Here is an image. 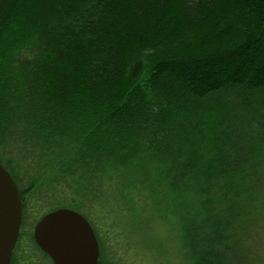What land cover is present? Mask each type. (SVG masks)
Masks as SVG:
<instances>
[{
  "label": "trees",
  "instance_id": "16d2710c",
  "mask_svg": "<svg viewBox=\"0 0 264 264\" xmlns=\"http://www.w3.org/2000/svg\"><path fill=\"white\" fill-rule=\"evenodd\" d=\"M0 163L10 264H53L30 219L57 208L97 264H119L117 215L138 254L177 216L178 264H264V0H0Z\"/></svg>",
  "mask_w": 264,
  "mask_h": 264
},
{
  "label": "water",
  "instance_id": "95a60500",
  "mask_svg": "<svg viewBox=\"0 0 264 264\" xmlns=\"http://www.w3.org/2000/svg\"><path fill=\"white\" fill-rule=\"evenodd\" d=\"M22 201L10 173L0 163V264H10L21 223ZM35 244L53 264H97L98 243L88 220L77 211L57 208L33 227Z\"/></svg>",
  "mask_w": 264,
  "mask_h": 264
},
{
  "label": "rangeland",
  "instance_id": "374dc122",
  "mask_svg": "<svg viewBox=\"0 0 264 264\" xmlns=\"http://www.w3.org/2000/svg\"><path fill=\"white\" fill-rule=\"evenodd\" d=\"M225 106L228 109L229 114L231 115L234 112L233 111L234 107L238 105L228 100L225 101ZM238 132L240 133V129ZM249 133L252 134V132ZM168 202H171V200L168 199ZM141 209L143 210L141 215H143L144 218L145 216H148V214L153 212L150 206H144ZM37 216L38 218L41 217L39 214ZM37 216H33L32 219H30L31 222L30 229L33 227L34 223L38 219ZM167 218L169 220L161 221L160 223H158L157 220L153 219L150 221L153 222L152 226L148 227V230H150V232H153L154 237H156L160 242L159 244L156 245V248H158L160 252L159 254H157V259H156L153 256L155 253L152 256L149 255L153 251V248L151 246H149L148 250L145 253L138 254L137 252H135L137 251L139 242L141 240L140 235H137V232L141 229V227H132L131 225L124 222V221H129L128 218H123L121 215H117L116 222L114 224L115 227H113L114 229L113 236H115L119 241L118 247H120V251H121V255L119 259H117L118 263L119 264H159V263L178 264V259L176 255L177 251H179V242L177 241V216H173V217L168 216ZM125 245L130 246V248L126 251L123 250V248H125ZM142 247H144V245ZM141 250L142 248L139 247V252Z\"/></svg>",
  "mask_w": 264,
  "mask_h": 264
},
{
  "label": "flooded vegetation",
  "instance_id": "af4514ba",
  "mask_svg": "<svg viewBox=\"0 0 264 264\" xmlns=\"http://www.w3.org/2000/svg\"><path fill=\"white\" fill-rule=\"evenodd\" d=\"M44 215V214H43ZM42 216V215H41ZM40 218V217H39ZM39 218L36 220V222L39 220ZM22 221V219H21ZM36 222L34 223L33 227L35 226ZM20 227H21V223H20ZM31 227V226H30ZM92 227V226H91Z\"/></svg>",
  "mask_w": 264,
  "mask_h": 264
}]
</instances>
